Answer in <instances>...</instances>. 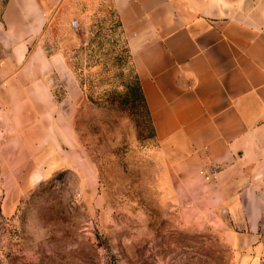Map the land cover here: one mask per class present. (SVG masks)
I'll return each mask as SVG.
<instances>
[{
    "label": "rangeland",
    "instance_id": "rangeland-1",
    "mask_svg": "<svg viewBox=\"0 0 264 264\" xmlns=\"http://www.w3.org/2000/svg\"><path fill=\"white\" fill-rule=\"evenodd\" d=\"M70 1L45 45L77 101L65 108L68 79L49 71L52 136L36 137L35 157L0 158V264H264V232L227 244L214 189L195 201L204 188L154 138L109 0Z\"/></svg>",
    "mask_w": 264,
    "mask_h": 264
},
{
    "label": "crops",
    "instance_id": "crops-1",
    "mask_svg": "<svg viewBox=\"0 0 264 264\" xmlns=\"http://www.w3.org/2000/svg\"><path fill=\"white\" fill-rule=\"evenodd\" d=\"M67 1L0 0V158L35 157L36 137L52 136L58 122L49 71L68 79L65 108L77 101L65 57L45 45L51 20ZM109 4L154 138L176 158L182 181L204 188L195 201L214 189V223L225 230L226 243L256 242L264 232V0ZM204 171H212L208 180Z\"/></svg>",
    "mask_w": 264,
    "mask_h": 264
},
{
    "label": "trees",
    "instance_id": "trees-1",
    "mask_svg": "<svg viewBox=\"0 0 264 264\" xmlns=\"http://www.w3.org/2000/svg\"><path fill=\"white\" fill-rule=\"evenodd\" d=\"M131 64H132V61H131ZM132 69H133V67H132ZM133 72H134V70H133ZM134 75L136 76L135 72H134ZM136 81H137V93H138V98H139V100L141 101V103L143 104L144 109L146 110V107H145V101H144L143 95H142V93H141V89H140V86H139V83H138L137 76H136ZM146 112L148 113L147 110H146ZM148 116H149V114H148Z\"/></svg>",
    "mask_w": 264,
    "mask_h": 264
},
{
    "label": "built area",
    "instance_id": "built-area-1",
    "mask_svg": "<svg viewBox=\"0 0 264 264\" xmlns=\"http://www.w3.org/2000/svg\"><path fill=\"white\" fill-rule=\"evenodd\" d=\"M77 23L75 21L72 22V26L76 27Z\"/></svg>",
    "mask_w": 264,
    "mask_h": 264
}]
</instances>
